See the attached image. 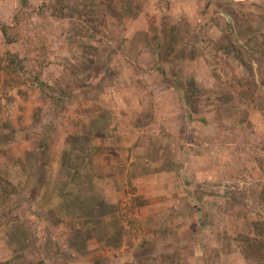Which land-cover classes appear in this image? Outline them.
<instances>
[{
    "label": "rangeland",
    "instance_id": "rangeland-1",
    "mask_svg": "<svg viewBox=\"0 0 264 264\" xmlns=\"http://www.w3.org/2000/svg\"><path fill=\"white\" fill-rule=\"evenodd\" d=\"M28 2L0 57L72 93H0V264H264V0Z\"/></svg>",
    "mask_w": 264,
    "mask_h": 264
},
{
    "label": "trees",
    "instance_id": "trees-1",
    "mask_svg": "<svg viewBox=\"0 0 264 264\" xmlns=\"http://www.w3.org/2000/svg\"><path fill=\"white\" fill-rule=\"evenodd\" d=\"M22 6L26 9H31L29 6L28 0H20ZM18 17L16 21H18ZM17 24V23H16ZM17 27H9L6 25L1 26L0 30L3 34L4 41L8 46L16 43L17 39L20 38V35L17 32ZM182 29L181 26H175L170 28V32L173 34L172 43L176 44L179 41H182L185 31H179ZM28 60L21 58L20 55L12 54L7 52L5 56L0 57V93L8 94L16 91L21 99L25 102H28L31 99L30 95L36 93L37 88L40 89V97L42 100L46 101L51 100L54 106L65 107V102L69 98L72 92L70 91V86L68 82L64 79L56 81L54 86H50L43 82L44 71H38L34 76H29L26 68ZM32 77V78H31ZM67 82V84H66ZM174 88L177 90L178 94L182 100L187 104L185 92L180 88L174 85ZM42 109H38L39 113ZM37 116L35 121L37 122ZM38 123V122H37ZM47 134V133H46ZM52 139H49L48 136H43L42 140L38 142L39 148H50V142ZM78 159V156H76ZM3 188V192L6 194V198L10 199L12 195L17 193L16 188L8 184L6 181H3L0 178V189Z\"/></svg>",
    "mask_w": 264,
    "mask_h": 264
}]
</instances>
